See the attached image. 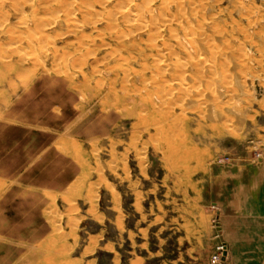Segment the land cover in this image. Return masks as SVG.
<instances>
[{"label":"rangeland","instance_id":"obj_1","mask_svg":"<svg viewBox=\"0 0 264 264\" xmlns=\"http://www.w3.org/2000/svg\"><path fill=\"white\" fill-rule=\"evenodd\" d=\"M100 1L0 0V264H213L216 246L231 239L229 204L252 190L247 176L264 166V0H221L222 18L232 9L237 21L226 41L231 65L203 78L209 95L201 98L214 103L215 85L231 91L222 100L225 123L197 134L189 122L190 137L172 143L171 157L150 107L160 98L153 20L147 15L141 22L152 27L121 40L130 23L115 1ZM21 73L28 79L15 86Z\"/></svg>","mask_w":264,"mask_h":264},{"label":"bare ground","instance_id":"obj_2","mask_svg":"<svg viewBox=\"0 0 264 264\" xmlns=\"http://www.w3.org/2000/svg\"><path fill=\"white\" fill-rule=\"evenodd\" d=\"M95 1H97V0H95ZM111 1L112 2L115 1L116 5H115L114 9L116 11H118L116 9V6L118 4L117 7L119 8V11H118V13L117 12L116 13L121 15L122 21L129 22L130 25H131V28L128 27V29H130V30L125 32V33H123V35H120V34H122V32H124L125 30L124 31L121 30V33L118 34L120 36L117 35V38H119L121 40H124V38H123L124 36H126V35H128V36L131 35L132 36L136 31H138V30L140 31L141 29H148L149 27H152V26L154 27V25L156 24L155 29L152 27L151 31H152V34H154L155 38L158 37L161 40L160 45H158V49H160V53H159V58H158V63H157V65H158L157 69H158V73H159V76H158L159 79L158 78L157 79H158V87H159V91H160V98H159V102H156L157 104L156 103L154 104V102H153L152 105L150 104L151 105L150 107L152 109H154V110H155V108H157L156 112H157V110L159 112V117L157 118L155 116L156 119L154 118V121L155 120H157V121H155V123H154L155 125L153 124L154 125L153 128L155 129L156 134L161 135L163 140H164V142L168 143V144H170V146H172V147L169 146L168 149H166V152H164L165 155H168V156L170 155V157H171V154L172 155L177 154L178 149L174 148L175 145L173 146L175 141H177L182 136H183L182 138H184V137L189 138L190 137L191 130L188 127V123L189 122L190 123L192 122L194 127H196L195 128L196 129L195 132L197 134H199L198 133L199 129L207 127V126L209 128L210 127H212V128L214 127V129H215V127L217 128V127L224 126V123H225L224 122V118H225L224 112L225 111H224V108H223V105H222V104H224L223 103L224 101H222V100H223V98L225 96L229 95L231 91L229 89H227V87L225 88L224 85L223 86L220 85L217 89H215L216 85H215V87L213 86L214 89H213V87H212V89H210V93L212 94L211 95L212 97L211 96L210 97H211V99L215 100V102L207 104V103H205L206 102L205 100H204V102H202L203 101L202 99H204V98H201V97L202 96L204 97V95H207V93L209 95V91H206L205 92L206 94L205 93L202 94L203 90L201 89V87H202V84L204 82L203 80H205L203 78H206V77L208 78V77H210L213 74L217 75V73L219 72L218 70H222L226 66L225 65L226 64L225 61H227V63L230 64L229 62L231 60L228 62L227 58H229L228 54L232 53L234 45L230 41L228 43L226 41H228V39L231 36L233 37V34H234L233 32H234V30L237 27V24H236L237 21H236V19L233 16L234 10L230 9L231 11H229V15H228V12H227L228 18L223 19L222 18V14H224L223 13L224 11L220 7L221 0H122V1L121 0L120 1L119 0H101L100 4L103 7V5L108 4ZM139 1L143 2L142 5L138 3ZM132 3L135 4V8H133V9L131 8ZM71 4L73 5L74 3L71 2ZM71 4H68V5H71ZM237 4H238V2H237ZM64 5H66V4H64ZM63 6H61V7H63ZM230 6H231V4H230ZM216 8H219V9L216 10ZM73 9H75V8H73ZM243 9H244V7L241 5V3H239V5H236V7H235V10L238 11V12H241ZM156 10H157V16L155 17V16H153V14H154V11L156 12ZM111 12H112V14L115 13L114 10L111 11ZM244 12H245V10H244ZM51 14L52 13L50 12L49 16ZM53 14H52V16H53ZM90 14L92 15V13H90ZM95 14H96V12H95ZM95 14H93V15H95ZM112 14L110 16H112ZM235 14H236V12H235ZM241 14L242 13H240V15ZM147 15L151 16L150 17V21L153 20L154 25L150 26L147 23H144V22L142 23L141 22ZM242 15L244 16V14H242ZM84 16H85V14H84ZM86 17H87V13H86ZM88 17L91 18V16H88ZM70 19H71V17H70ZM112 19H113V21L116 20L115 17H112ZM91 20H89V21H91ZM94 20H96V19H94ZM78 21H79V19H78ZM39 22H40L39 24H41L42 20L39 21ZM50 22L51 21L49 20V23ZM91 22H89V23L91 24ZM108 22L106 23L107 25H108ZM115 22H117V21H115ZM44 23H46V22H44ZM95 23H96V21L94 22V24ZM116 24H118V23H116ZM42 25H44V24H42ZM78 26H80V25H78ZM114 26L112 25V27H114ZM36 27H37V25H36ZM39 27H40V25H39ZM42 27H41V29H42ZM74 27L78 28L76 26H74ZM94 27L96 28V26H94ZM238 27H240V26L238 25ZM106 28L108 29L110 27L107 26ZM240 28H239V30H240ZM245 28H246V26H245ZM245 28H243V29L245 30ZM41 29H40V31H41ZM29 30H31V29H29ZM115 30H117V29H115ZM244 30H242V31H244ZM250 30H249V32H250ZM73 31H75V30H73ZM149 31H150V29H149ZM236 31H237V29H236ZM21 35H23V34H21ZM25 35H27V34H25ZM35 35L37 36V33L34 34V39L36 38ZM41 36H40V38H41ZM44 36H46V35L44 34ZM44 36H42V39H39L40 41L39 40L38 41L44 43L42 40H44V41H46V40L43 39V38H47V37H44ZM27 38H29V37H27ZM249 38H250V36H249ZM36 39H38V38H36ZM235 41H237V39H235ZM222 42H226V44H228L227 47H224V45L221 46L220 43H222ZM104 43H105V41H104ZM104 43L102 42V44H104ZM240 43H242V42L239 41L238 44H240ZM242 44H241V46L239 45V49L242 48ZM121 45H123V44H121ZM34 46L35 45H33V47ZM156 46H157V44H156ZM39 47H40V44H39ZM243 47H244V45H243ZM244 48H242V49L245 50ZM113 49H114V47H113ZM115 49H116V47H115ZM239 49L237 48V50H239ZM31 50L32 49H30V51ZM241 50H239V54H238V57L240 56V59L242 58L241 55H243V54L245 55L246 54L245 51L244 52L242 51L243 53L241 54L240 53ZM88 52H89V50H88ZM111 52L112 53H110L108 51L109 55H111L113 58L115 57L114 60L120 59V58L117 57L116 54L113 56V54H114L113 51H111ZM31 53H33V52L31 51ZM90 53H92V52H89V54ZM0 54H1V52H0ZM21 54H24V53H21ZM34 54H37V53L34 52ZM21 57H23V56H21ZM21 57H19V58H21ZM36 57L37 56H35L34 58H36ZM59 57H60V55H59ZM63 57L66 58L65 55ZM36 59L38 60V58H36ZM231 59H232V57H231ZM81 60L82 59H80V62H81ZM95 60L97 62L98 59L96 58ZM126 60H127V58L125 57V61ZM241 60L238 61V62H241ZM39 61H40V57H39ZM154 61L156 62V60H154ZM145 64H147V63H145ZM227 66H229V65H227ZM248 68H249V65H248ZM224 69L226 70L227 68H224ZM240 69L241 68H239V71H240ZM237 70H238V68H237ZM124 71H125V69H124ZM227 71H228V69H227ZM123 73H125V72H123ZM152 74H153V72H152ZM242 75L246 76V73L245 74L243 73ZM245 76L242 78V81H243V83L245 85L244 84H242V85L244 86V88H243L244 91L245 92H249L251 90H249L250 87L247 88L249 85L246 84V83L250 84V82H248V78L250 76L248 75L247 79L245 78ZM122 77H125V75H123ZM27 79H28V73H21V74H19V75H17L15 77V81L13 82V84L15 86H19V84L20 85H25V82L27 81ZM122 80H123V78H122ZM141 80H144V79L142 78ZM249 80H251V79L249 78ZM145 81H147V80H145ZM206 81L208 83V80H206ZM213 81H215V80H213ZM226 82H228V81H226ZM229 84H231V83L229 82ZM96 86H98V85H96ZM137 86H139L138 89L136 87V89H137L136 90L135 87H134L131 90V92L134 89L138 92L139 88H140V85H137ZM144 86L146 87V85H143V87ZM205 86H206V83H205ZM207 86H208V84H207ZM103 88H104V84L103 83L98 86L99 93L103 92ZM232 89L234 91L235 88L232 87ZM144 91H145V88H144ZM150 91L148 89V92H150ZM131 92L129 91V93H131ZM157 96H158V94H157ZM157 96H156V98H157ZM132 98L129 99V101H133ZM215 98H217V101H216ZM145 99H146V95H145ZM193 99L195 101L199 102V103L202 102V103L207 104V105L206 106L205 105L199 106L197 104V106H196L195 104L194 105L190 104L188 107H186V101L189 100L190 102H192ZM151 100L153 101V99H151ZM152 101H151V103H152ZM155 101H156V99H155ZM228 101H230V100H228ZM139 103H142V102H139ZM187 103H189V102H187ZM130 105H131V103H130ZM190 106L191 107L193 106V107L190 109L189 108ZM194 106H196V107H194ZM151 108L145 107V110H142V108L140 110H142V112L145 113V112H149V110H151ZM140 110H138V111L141 112ZM154 110H153V112H154ZM193 110H194V112H196L198 120H195V119L192 118V116H190L191 113H189V112H193ZM149 113H151V112H149ZM188 113H189V115H188ZM151 115H152V113H151ZM141 117L143 118L145 116L141 115ZM141 117H140V113H139V118H141ZM143 120L146 121V118L143 119ZM148 121H146V123H144V121H143L144 125L147 124ZM203 122H206V124L203 123ZM148 127L146 128V131H150V128H148ZM194 127H193L192 130H194ZM199 131H201V130H199ZM155 132L153 134H155ZM151 134H149V135H151ZM182 138H181V140H183ZM187 138H185V139H187ZM91 148H93V147H91Z\"/></svg>","mask_w":264,"mask_h":264},{"label":"crops","instance_id":"obj_3","mask_svg":"<svg viewBox=\"0 0 264 264\" xmlns=\"http://www.w3.org/2000/svg\"><path fill=\"white\" fill-rule=\"evenodd\" d=\"M249 175L252 190L244 188L237 205L229 204L230 210L236 208V218L227 221L231 239L224 264H264V166H254Z\"/></svg>","mask_w":264,"mask_h":264},{"label":"built area","instance_id":"obj_4","mask_svg":"<svg viewBox=\"0 0 264 264\" xmlns=\"http://www.w3.org/2000/svg\"><path fill=\"white\" fill-rule=\"evenodd\" d=\"M227 252L226 245L224 243H220L216 246V251L211 257V262L213 264H222V258L224 254Z\"/></svg>","mask_w":264,"mask_h":264},{"label":"water","instance_id":"obj_5","mask_svg":"<svg viewBox=\"0 0 264 264\" xmlns=\"http://www.w3.org/2000/svg\"><path fill=\"white\" fill-rule=\"evenodd\" d=\"M224 259V258H223Z\"/></svg>","mask_w":264,"mask_h":264}]
</instances>
